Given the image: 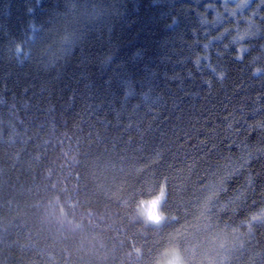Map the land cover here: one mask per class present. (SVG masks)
I'll return each instance as SVG.
<instances>
[{"label": "trees", "instance_id": "obj_1", "mask_svg": "<svg viewBox=\"0 0 264 264\" xmlns=\"http://www.w3.org/2000/svg\"><path fill=\"white\" fill-rule=\"evenodd\" d=\"M164 248L264 264V0H0V264Z\"/></svg>", "mask_w": 264, "mask_h": 264}, {"label": "clouds", "instance_id": "obj_2", "mask_svg": "<svg viewBox=\"0 0 264 264\" xmlns=\"http://www.w3.org/2000/svg\"><path fill=\"white\" fill-rule=\"evenodd\" d=\"M166 197L167 188L162 186L150 200L140 202L142 206L137 208V214L146 224H162L167 219V213L163 207ZM157 259L158 264H184V256L179 248H164Z\"/></svg>", "mask_w": 264, "mask_h": 264}]
</instances>
